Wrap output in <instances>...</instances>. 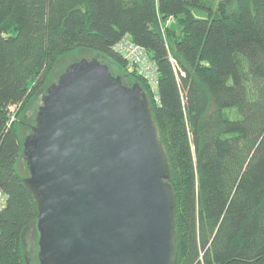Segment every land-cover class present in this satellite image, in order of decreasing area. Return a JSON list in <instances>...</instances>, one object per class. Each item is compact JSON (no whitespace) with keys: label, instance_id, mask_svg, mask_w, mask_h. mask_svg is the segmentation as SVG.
Masks as SVG:
<instances>
[{"label":"trees","instance_id":"obj_1","mask_svg":"<svg viewBox=\"0 0 264 264\" xmlns=\"http://www.w3.org/2000/svg\"><path fill=\"white\" fill-rule=\"evenodd\" d=\"M125 35L157 67V101L113 50ZM78 50L149 96L171 168L175 264H264V0H0V264H39L24 253L38 214L18 168L37 113L24 111Z\"/></svg>","mask_w":264,"mask_h":264},{"label":"water","instance_id":"obj_2","mask_svg":"<svg viewBox=\"0 0 264 264\" xmlns=\"http://www.w3.org/2000/svg\"><path fill=\"white\" fill-rule=\"evenodd\" d=\"M23 155L39 264H175L170 163L138 82L96 57L70 64L42 96Z\"/></svg>","mask_w":264,"mask_h":264},{"label":"built area","instance_id":"obj_3","mask_svg":"<svg viewBox=\"0 0 264 264\" xmlns=\"http://www.w3.org/2000/svg\"><path fill=\"white\" fill-rule=\"evenodd\" d=\"M113 50L125 59L136 73L144 79L149 91L154 94L157 101L158 71L148 52L133 43L127 35L113 46ZM5 203V195L0 190V211L4 208Z\"/></svg>","mask_w":264,"mask_h":264},{"label":"rangeland","instance_id":"obj_4","mask_svg":"<svg viewBox=\"0 0 264 264\" xmlns=\"http://www.w3.org/2000/svg\"><path fill=\"white\" fill-rule=\"evenodd\" d=\"M192 14L195 17H197V18H204L205 17V13L204 12H201L199 10H192ZM92 56H94V54H92L90 52H87V51H79L78 50L76 52L70 53L66 57H63L62 59H60L59 63L57 64V66L55 68V71H54V75H52V78H51V81L50 82L55 81L56 78L61 73H63L70 64L79 62L81 60H90ZM105 62L107 64H109L110 66L113 65V64H111L108 61H105ZM115 71L116 70L114 69L113 72H115ZM40 95L36 96V98L34 100H32V102H30L32 104L31 107H29L28 109L25 108L26 110L24 111V113H25V115H28V117H32L35 114V112L38 111L37 108L41 105ZM25 119H27V118H25ZM23 165L26 167L25 159L21 160L18 163V168L21 170V172L24 175H26L25 177H27L28 176V171H25V169L23 168ZM26 169H27V167H26ZM34 228H35V230H34V232H32V235L31 236H32V239L34 241H36V243H37V241H38V231H37V229H36L35 226H34ZM24 253L27 256L33 257L32 256L33 254H31V253H34V255H35V253H38V245H36V247L33 246V248H32V245L30 244V242H27L26 245L24 246ZM29 261H30V259H29Z\"/></svg>","mask_w":264,"mask_h":264}]
</instances>
